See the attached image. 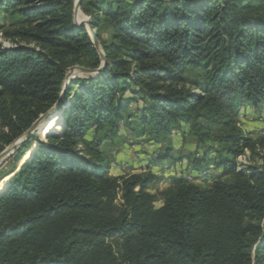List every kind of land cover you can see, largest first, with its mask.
Returning a JSON list of instances; mask_svg holds the SVG:
<instances>
[{"label": "trees", "instance_id": "obj_1", "mask_svg": "<svg viewBox=\"0 0 264 264\" xmlns=\"http://www.w3.org/2000/svg\"><path fill=\"white\" fill-rule=\"evenodd\" d=\"M73 5L0 0V37L14 44L0 43V153L53 106L70 67L102 64ZM80 9L106 69L70 82L60 134L19 169L37 135L13 153L16 172L0 182V264H264V159L240 171L236 162L264 149L237 123L241 108L264 107V0H82ZM124 121L163 146L144 171L113 176L98 146ZM184 125L196 144L216 146L183 155L168 135ZM183 160L231 180L180 175L148 191L161 179L152 167Z\"/></svg>", "mask_w": 264, "mask_h": 264}, {"label": "rangeland", "instance_id": "obj_2", "mask_svg": "<svg viewBox=\"0 0 264 264\" xmlns=\"http://www.w3.org/2000/svg\"><path fill=\"white\" fill-rule=\"evenodd\" d=\"M75 1L76 0H74V4ZM78 12L81 13V15L83 16L82 21H87V20L90 21V17L86 16L81 11V9ZM1 18L2 16L0 15V22H1ZM84 28L87 32L88 31L87 27L85 26ZM87 34L90 38L89 33ZM102 35L104 38L107 37L104 34V32H102ZM0 43L2 44V47L5 49L14 47L13 42L3 40L1 37H0ZM24 45L27 47L36 46L34 44H24ZM98 46L100 51L103 53L99 42H98ZM97 76L98 75L86 74L80 72L79 70H74L69 76L68 82L70 85V82H73L75 80H88L95 78ZM77 87L81 88L83 86L78 85ZM75 90L76 88L72 89L71 93H73ZM134 108H135L134 104L129 105L127 108L128 111L126 115H130V116L131 114L134 115L133 114L135 112ZM59 120L63 122V126L65 127V115L62 116V113H60L59 111L56 112V114L52 116L50 120H48L45 123V125H52L51 130L43 136H40V134H36L38 137V142L33 144L30 150L28 148L29 151L26 150L25 153L29 154L28 155L29 157L25 159L23 162H21L22 159L21 158L17 163L16 160H14V155L11 154L0 164V182L5 183L4 188L9 185L10 179L16 172V170L13 173L11 172L15 168L16 163H17V169H19L22 165H24L29 160L33 150L39 144L46 145L48 143V141L44 137L46 135H49V133L52 130H56L58 126L59 128L54 134L55 135L60 134ZM124 123L125 124H123L119 128L118 130L119 132L117 135H115V137L111 139L106 138L103 141V143L99 144L98 146V149L104 150L106 155L111 160L110 170H109L110 175L117 174L120 176L124 174L139 173L141 171H144L145 168L148 166V164L152 161V155H154V152H157V150L159 148H162L163 146L162 144H155L153 143V141H147V137L145 136H138V133L141 132V129L135 125L137 123L132 122V124L131 123L128 124L126 121H124ZM237 123L238 126L244 131V133L249 134L251 138L257 139L260 137H264V107L260 110H254L252 107L249 106H245L241 108L238 111ZM108 129L109 128H106L105 130ZM188 133H189V127L184 125L182 126V130H174L168 135L169 141L173 145V148L181 150V153L183 155L186 154L187 152H192V153H197V156H199L202 154V152H204L207 146H212V147L216 146L210 143H207L206 145H202L199 143L196 144V139L188 135ZM98 136H100V134ZM178 136H180L179 139ZM86 138L87 140H92L94 138V128L88 130L86 134ZM96 138L97 137H95V140ZM256 152L259 154L258 156L257 155L253 156L248 151H245L241 156H239L236 159L237 171L242 170L245 166H248L249 164L255 163L257 165H261L264 159V149L257 148ZM150 171L156 176L161 177V179L158 181L157 184L151 185L149 187L148 191L152 194H156L159 190L163 189L169 183V179L174 176L181 175V177H184L186 180L196 184L202 182H211V180L213 179H219L224 182H229L231 180L230 175H226L225 173H223L221 169H216L213 167H210L205 173H201L200 175L194 174L193 172H190L189 167L185 160L172 164L169 168H167L166 165L165 166L158 165L152 167ZM205 179L206 181H204ZM2 191L3 189L0 191V193ZM161 204H162L161 200L157 198V200L154 203V206L157 208L160 207Z\"/></svg>", "mask_w": 264, "mask_h": 264}, {"label": "water", "instance_id": "obj_3", "mask_svg": "<svg viewBox=\"0 0 264 264\" xmlns=\"http://www.w3.org/2000/svg\"><path fill=\"white\" fill-rule=\"evenodd\" d=\"M81 1L82 0H76L75 1L74 8H73V23L78 28H83L85 26L87 27V30H88L87 33H89V35H90L91 43L93 44V47L97 50L102 64L97 69H87V68H82V67H77V66L70 67L68 69V72L65 75L64 86H63L56 102L53 104V106L47 112H45L44 114L39 116V118L30 126V128H28L18 139H16L10 146H8L5 150H3L0 153V164L8 156L13 154L28 138H30V136H32L35 133V131L40 127V125H42L46 121V119H48V117L50 115L59 111V108L62 107V102H63V97L65 94V91L69 86L68 78L74 70H79L80 72H83L86 74H91V75H100L106 69L107 62H106V59H105L103 53L99 49L98 41L96 39V34L92 28L90 21L89 20L81 21L79 23H76V21H75V15H76L77 11L80 10Z\"/></svg>", "mask_w": 264, "mask_h": 264}, {"label": "bare ground", "instance_id": "obj_4", "mask_svg": "<svg viewBox=\"0 0 264 264\" xmlns=\"http://www.w3.org/2000/svg\"><path fill=\"white\" fill-rule=\"evenodd\" d=\"M82 15H81V13H79L78 11H77V13H76V15H75V21H76V23H79V22H81L82 21ZM56 113H53L52 115H50L49 117H48V119H46V121L42 124V125H40V127L35 131V133L33 134V135H35V134H39V131H40V128L41 127H43L44 125H45V123L48 121V120H50V118L52 117V116H54ZM47 136V135H46ZM46 136L44 137V138H46ZM34 151V150H33Z\"/></svg>", "mask_w": 264, "mask_h": 264}, {"label": "crops", "instance_id": "obj_5", "mask_svg": "<svg viewBox=\"0 0 264 264\" xmlns=\"http://www.w3.org/2000/svg\"><path fill=\"white\" fill-rule=\"evenodd\" d=\"M179 138H180V136H178V139H179ZM177 146H178V145H177ZM113 176H119V175L116 174V175H113Z\"/></svg>", "mask_w": 264, "mask_h": 264}]
</instances>
